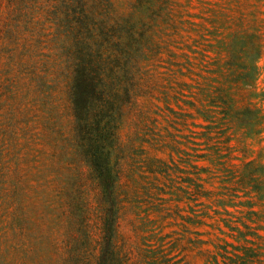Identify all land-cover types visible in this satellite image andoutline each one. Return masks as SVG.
Returning <instances> with one entry per match:
<instances>
[{
	"label": "rangeland",
	"instance_id": "1",
	"mask_svg": "<svg viewBox=\"0 0 264 264\" xmlns=\"http://www.w3.org/2000/svg\"><path fill=\"white\" fill-rule=\"evenodd\" d=\"M110 209L134 264L264 248V0H0V264H81Z\"/></svg>",
	"mask_w": 264,
	"mask_h": 264
},
{
	"label": "trees",
	"instance_id": "2",
	"mask_svg": "<svg viewBox=\"0 0 264 264\" xmlns=\"http://www.w3.org/2000/svg\"><path fill=\"white\" fill-rule=\"evenodd\" d=\"M73 93H72V104L73 109L77 113L79 111L85 112L88 111L90 107V100L93 94H97V87L94 86L92 79L88 75L86 70H80L78 72V76L76 77L73 85ZM106 97L103 94H100V103H102V98ZM100 136V132L98 131L97 137ZM101 139V136H100ZM97 142V141H96ZM96 151L93 153L94 155V164L96 166V170L102 173L103 168L102 164H100V147H96ZM103 182L111 183L114 182V179L104 178L102 177ZM111 180V182H110ZM111 214L109 213L107 216L103 215L101 220L103 221L101 228V233L103 235L108 234L109 238H105V240L98 241L96 246L98 249V254L95 255H87V245L80 244L75 245L72 250L74 253L73 258H76L77 261L81 264H134L133 262V252L128 249L122 255L120 251L117 250L116 244L111 241L110 234H112L114 229V222L116 224L117 218L114 219L112 216L114 213L110 209ZM224 226L229 229V232L221 229V233L227 237L232 238L235 242L243 244L249 242L246 234H244L239 227L233 225V223L229 220L225 221ZM116 227V225H115ZM220 243L216 245V250L212 254L209 259V264H221L222 262L228 264H240L241 261L243 264H248L251 261V264H264V248L261 246L257 247H249L243 245L235 244V242H231L227 240L225 237L219 238ZM243 252V254H242ZM89 256V257H88ZM87 262V263H86ZM258 262V263H256Z\"/></svg>",
	"mask_w": 264,
	"mask_h": 264
}]
</instances>
